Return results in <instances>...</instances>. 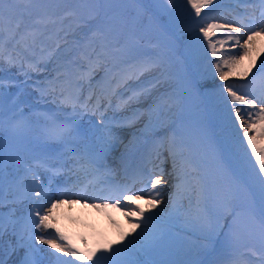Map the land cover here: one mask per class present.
<instances>
[{"label":"rangeland","instance_id":"obj_1","mask_svg":"<svg viewBox=\"0 0 264 264\" xmlns=\"http://www.w3.org/2000/svg\"><path fill=\"white\" fill-rule=\"evenodd\" d=\"M15 1L18 2V10L15 11L12 4L6 5L5 16L19 17L22 19V25L16 35L18 40L1 44L6 50L5 52H7L4 57L8 59L0 58V69H2L0 78H8L12 82L4 83V90L10 91L8 92L9 94L14 91L12 89L19 88L17 87L19 83L22 84L21 82H23L25 84L24 81L26 79L27 83H30V87H25L21 94L24 101H30L26 112L28 114L26 117L28 125L25 130L27 129L32 134V137L33 135L38 137L30 141L25 137L22 140L18 135L13 140L14 143L17 144V142L23 141L33 147L38 146L41 149H45L50 155L54 154L56 157L65 156L74 168L79 169L75 172L76 175L83 174L84 171L90 172L96 167L97 164L93 163L92 159L95 153L99 151L101 141L98 137L103 135L95 127L100 123L99 113L93 115L89 111L85 114L86 119L80 121V127L94 132L96 138L91 136L85 138L73 134L69 141L72 146L68 145L66 147L64 144L62 145L57 141L48 139L46 136L47 128L45 127V125L51 123L52 119L58 118V123H68L73 116L71 107L60 103L62 98L59 97V89L61 85L67 86V81L74 79L78 71H86L93 66L84 57L91 54L92 49H95L96 53L103 51L104 56L100 66L93 73L92 89L90 90L85 83L81 92L83 99L81 103L87 99L90 91L94 94L90 107L96 103V96L102 97L101 111L104 112L107 118L106 122L110 123L112 132L117 138L113 148L104 158H111L113 166L119 168L122 154H125L138 143H140L139 147L142 146L144 142L150 139L145 144L144 152L149 153L152 146L160 144V142L156 143V141L161 140L154 138L158 137L157 129H164V134L161 137L163 139L166 135V129L171 125L177 131L178 138L189 146L190 151H186L185 156L190 157L192 160L196 168L194 175H198L201 181L200 184H196V190L190 193L191 201L186 197H176L175 186L177 181L175 176L174 178L169 176L166 180L168 182L175 180V182L170 183L168 186V192L161 203V210L157 206L152 207L150 204H133L130 206L132 211L137 208H143L145 213L149 211L158 212L159 214L165 213L162 219H155V226L147 229L148 236L146 237L150 239L151 233L157 231L163 236V239L155 246H150L146 249H141L138 246L137 250L131 253L122 252L116 255H109L104 249L108 246L113 249L119 248L122 244L127 243L129 239L136 237L141 229L135 228V225L144 218L139 216H135L138 217L136 219L134 216L129 218L125 215L129 208L120 206L119 208L111 209L110 206H105L107 202L105 200H101L103 202L99 204L97 202L101 201H92L91 196L82 199L79 206H82V204L86 205L81 208L84 209L82 214H85L84 218L87 221L85 226H88L90 241L80 245L85 247L88 252L96 253L92 259H99L103 264H124L125 261H139L140 264L145 261H154L156 264H185L178 263L170 255L176 248V243L185 244L186 241L182 240H186V237L190 236L197 240H189L190 242H195L205 247L207 242L203 239H197V218L201 216L202 210L206 211L213 220H216L222 214L224 206L229 199H232V204L234 203L232 208H247L248 206L250 209V206H252L251 191L243 183L238 184L235 178L239 177V175L243 177L246 175L249 183L255 184L254 186L258 188L257 190L260 194L257 195L260 196L261 200H264V190L261 188L256 173L246 171L250 165L246 167V165L236 164L235 158L231 156L233 154L236 156L240 151L245 152L247 148L246 140L242 136V132L247 130V121L244 129L238 128L231 101L226 99L227 93L222 87L226 84L238 85L237 82L231 81L232 79L230 78L243 75L250 67H252V71L248 75L257 71L261 62L264 61V33L253 36L251 43L245 45L248 48V54L243 55L235 66L232 68L222 67L226 77L222 80L219 73L216 72V58L206 51L207 41L203 40V34L199 31L202 20L207 19L204 14L208 12V9H203L201 17H196L194 11L190 10V6H187L184 0H176L174 7L169 6L167 0H105L104 10L113 20V30L107 35L106 39L97 37L91 40L89 38L92 33L89 29L83 26L78 27L77 22L95 14L96 5L93 0H38L39 3L36 6H33L35 0H31V2L30 0ZM210 7L213 8V11L209 13V16L215 17L210 22L224 25L225 33L231 32L236 27H241L239 23L229 24L231 21L243 20L246 24L251 21L250 25H253V27H250L255 28L257 31L264 24V18L261 17V6L257 0H218L217 3ZM60 13L61 15L63 14L61 18H59ZM149 13H152L153 17ZM37 14L45 17L46 22L39 24V28L33 32L32 40L36 46L30 45L29 48H26L21 39L22 33H24V28L32 25L31 17ZM154 16L164 23L165 31L158 27ZM50 20H55L56 23L52 24L49 22ZM255 24L259 25L255 26ZM50 31H52V34ZM242 36L241 43L243 44L247 40V35H243V30ZM212 39L213 42H217L219 40H227V37L218 31L212 36ZM42 44H44V48ZM217 51L218 53L222 51L227 53L228 51L238 52L240 49L239 47H234V41H228L223 49L217 43ZM35 55L39 57L35 58ZM20 56L24 58L23 61L27 65L20 63ZM9 58L14 61L17 58L18 61L12 65L8 62ZM228 58L227 55L224 56V59ZM30 59L34 63H38L36 61L41 59L40 70L38 72H30V78H26L20 69V65L23 64L24 69L28 70V65L31 64ZM93 61H95L94 56ZM146 61H154L158 66L152 71L138 75L137 78V75H133V73L138 74L140 66ZM19 70L20 72H18ZM128 75H131L132 78L127 81V84H121L120 87H117L116 83ZM35 80H37V83L34 82ZM3 82L5 81L3 80ZM31 82H34V84H31ZM49 82H52L57 88L51 102L50 100H43L48 95L41 96L40 92H34L37 86L47 88ZM261 82H264V78H261L260 75L258 78V74H256L251 87L253 90L248 88L244 91L242 90L243 88L241 89L238 86L234 90L241 89L238 95L243 94L240 92H248L258 96L264 92V84L260 87ZM206 84L209 85L204 86ZM149 88L151 89L150 94L141 97L139 101L125 104V101L128 100V97L134 91L138 92ZM179 88L180 90L178 91ZM113 91H115V94H113ZM34 95L39 98H33ZM8 97L4 101L9 102L12 100L8 99ZM41 97L42 100L40 101ZM56 100L58 103H55ZM211 104L216 106L212 114ZM133 113H142L143 115L137 120L133 118ZM12 114H14L13 109L3 114L2 118H0L4 129L10 134L15 131L7 127L10 121L15 118ZM207 114L210 116L209 120L207 119ZM37 115L38 118L36 117ZM119 128L123 129L124 135H118ZM223 134H225L224 138L218 137ZM249 134L255 136L258 147H264V137L257 135L255 130ZM220 139L226 140V142L224 141L226 143L225 148L222 145V152L220 146L223 142ZM43 140H46L47 144L42 143L44 142ZM48 142L51 144H48ZM230 142L233 144L237 143L236 150L235 147L229 146ZM242 142H244V145ZM124 146L126 148L122 151L121 149ZM13 150L16 154L20 153L17 147ZM27 157L28 154L23 159ZM137 158H139V163L142 164L143 160L140 155H137ZM16 161L19 163V157L16 158ZM251 161L253 163L254 158H251ZM18 169L13 170V174ZM224 172L229 176V178L227 176V181H231L228 186H226L227 183L220 182L226 176L223 174ZM13 174L6 180H12L14 183L19 184L17 180L19 175ZM68 176L67 183L70 182L72 177L71 174ZM21 181L26 183V180ZM187 183L188 186H191L196 181L193 176H189L187 177ZM226 187L227 189L228 187L231 188L229 195L224 198L219 197L218 202H212L218 195V191L222 188L224 190ZM123 194L131 196V194L126 192ZM201 194L203 199L198 207L197 199ZM133 197H137V195ZM177 199L183 205L179 210L173 207ZM50 200L49 198L48 201ZM57 200L62 202L51 211L48 221L50 224L49 228L68 236L78 232L80 235L75 234V237L85 238L84 232H80L73 226L62 224L61 220L56 218L54 214L55 210L58 212V208L61 205L69 208L73 207V201L66 200L64 194H60L58 198L53 197L51 204ZM258 203V205L261 204L259 201ZM7 206H9V203L5 202L6 208H0V211L7 212L9 210L10 212L12 208ZM16 206L14 205V207ZM20 208L23 211V208ZM253 208L260 214L259 209L255 205ZM245 211H239L237 225L233 230V235L227 239L225 251L220 254L219 264H226V257H233L234 260L238 259L240 263L264 264V260H262L264 250H262V254L259 252V249L264 247L260 222L258 223L250 216L251 212L246 214ZM243 216L245 218L244 221H247V223L243 221ZM258 216L260 219V215ZM220 222L224 223L223 220ZM124 226L129 228L125 229ZM42 229L44 228L40 230ZM39 235L48 239V235L43 231ZM221 237L223 235L220 236L214 245L202 247L200 254L206 251L208 254L200 259V263L204 264L209 260V256L213 252L212 248L218 247ZM92 239L97 243L95 248L90 247ZM173 239L175 240L172 242L171 240ZM3 242L6 249L4 259L8 264H21V261L25 258V250L17 247L15 252L7 253L9 242L13 245L16 243L10 234H6L3 237ZM27 243L35 247V252L28 253V255H38L45 262L53 261L49 255L51 251L48 250L46 244L34 239L27 241ZM141 243L143 244L144 241H141ZM244 244L249 245L252 249L248 247L240 249ZM227 251L230 253H225ZM253 253L256 254L253 255ZM208 264L216 263L211 258Z\"/></svg>","mask_w":264,"mask_h":264},{"label":"snow or ice","instance_id":"obj_2","mask_svg":"<svg viewBox=\"0 0 264 264\" xmlns=\"http://www.w3.org/2000/svg\"><path fill=\"white\" fill-rule=\"evenodd\" d=\"M31 2V0H30ZM95 7V14L89 16L87 19L83 21H78L77 26H83L88 28L92 33L89 39L94 40L97 37L107 38V35L111 33L113 30V20L110 18L104 10L105 0H93ZM218 0H184V3L187 6H190V10L194 11L196 17H201V13L203 9H208L204 15L207 19L202 20L199 31L203 34V40L207 41L206 51L210 52L211 56L216 58L215 68L216 72L219 73L220 78L225 79V73L222 71V67L232 68L236 65L237 61L242 58L243 55L248 54V48L245 45L251 43L253 36L261 35L264 33V24L260 26V30L257 31L255 28L250 27L252 23H245L243 20L241 21H231V23H239L241 27H236L232 29L231 32H224V25H220L214 22H210L214 20L215 17H210L209 13L213 11L214 3H217ZM258 4L261 6V17L264 18V0H257ZM14 3V0H0V40H3L4 28L3 23L5 19V6L11 5ZM176 0H167V4L169 6L174 7ZM27 10V9H26ZM10 11V9H9ZM9 33L10 40H15L16 35L19 33L22 25V19H16L14 22V18L9 15ZM52 24H55V20L49 21ZM36 24H43V18H37L35 20ZM91 25V26H90ZM47 26V25H45ZM106 29L108 30L106 32ZM243 35H247V40L244 43H241ZM221 32L226 35L227 40H219L217 42H213L212 36L215 35L216 32ZM30 35H34V33H29ZM228 41H234V47H239L240 51L233 52L228 51L220 52L217 51V43L220 45V48L223 49L224 45ZM59 47V46H57ZM87 47V45H86ZM227 55L229 58L224 59V56ZM93 56L95 57V61H93ZM104 56V52L101 51L96 53L95 49H92V53L88 54L86 57L89 64L93 65L86 71H78V74L74 79H70L67 81V86L61 85L59 89V97L61 104H67L71 107L73 113V119L70 123H58L57 119H52L51 123L48 125L46 136L48 139L57 141L60 144H64L66 142L67 137L73 136V134L77 136H82L88 138L89 136L96 138L95 133L91 132V130L82 129L80 127L79 120L76 117L83 118L84 114H87L89 111L92 112L93 115L99 113L100 123L96 125V129L103 133L102 136L98 137L101 141L99 145V151L95 153V156L92 159L93 163L102 164L104 156L113 148L117 138L114 136L112 132V128L110 123L106 122L107 118L104 115V112L101 111V100L102 97L96 96V103L91 105V101L93 100V93L90 91L89 96L83 103H81V92L87 84L88 88L91 90L92 85V76L95 72L96 68L100 66L102 62V58ZM9 64L14 65L15 62L12 58H9ZM157 63L154 61H146L142 64L137 73H133V75H142L144 72L152 71L155 67H157ZM82 67V66H81ZM20 69L23 71V75L26 78H30V72H38L39 66L38 64H29L28 70L24 69V65H20ZM2 71V69H0ZM252 71V67L247 69L243 75L247 76L249 72ZM260 73V77L264 78V61L261 62L260 67L257 69ZM63 75V74H62ZM132 76L128 75L122 78L121 81L117 82V87L121 84H127V81L131 79ZM59 79V77H57ZM255 79V77H253ZM27 83V79L24 81ZM20 87V85H17ZM223 90L227 93L226 99L231 101L232 109L235 114V122L238 123L239 129H244L247 121V130L242 132L243 138L246 140L247 148L250 149V158H254L253 164V172L256 173L257 178L260 181V185L262 190H264V147H258L255 136L250 135L249 133L255 130L256 134L264 137V92L260 95H255L253 93H244L242 95H238V92L241 89L234 90V85H223ZM4 88L5 85L3 83L2 78H0V118H2L3 112V104H4ZM37 91L40 92L41 96L44 95H54L57 91L56 86L49 82V86L47 88L37 86ZM151 89H144L142 91H134L131 96L128 97V100L125 101V104H129L134 101H139L141 97L150 94ZM115 94V91H113ZM110 105V101H109ZM21 110V115H22ZM142 113H133L134 119H140ZM246 118V119H245ZM175 123V122H173ZM27 126V122L24 120H18L15 125V130H21L22 128ZM170 133V134H168ZM9 135V132L4 129L2 122H0V208L5 207V200L7 199L5 193V180L8 179L13 174V170L18 169V162L15 160H5L4 154V141L5 138ZM163 150V151H162ZM167 152V157L172 161V169L173 172L170 175H174L177 181L176 183V197H186L191 201V192L196 190V184H200L201 181L198 178V175H194L196 173V168L194 167L192 160L190 157L185 156L186 151H190L189 146L182 140L178 138L177 131L170 125L168 129H166V135L162 139L159 144L158 149L156 150L155 156L156 160L159 161V164H156V168H160L159 172L153 171L149 177L148 183L150 184V189L147 191V195L151 197L149 200V204L152 207H156L159 204L160 196L162 194V188L158 187L162 184V177L164 175L163 168L161 165L163 164V160L161 157L163 156V152ZM250 159V163H251ZM25 172L32 176L30 191L35 193V196L39 199L46 196V192L44 191V184L41 182V169H45L50 171L52 165L54 167V163L52 161V157L48 154H43L40 158H38L33 164L32 162H25ZM193 176L196 183L188 186L187 177ZM128 189H117L116 191L120 192L121 195L119 197H107L105 200H113L114 202L111 205L107 203L105 206L118 207L121 206V200L131 201L133 197L124 195L123 193ZM144 192V189L140 190ZM203 199L202 194L198 196L197 206L201 203ZM62 201L57 200L56 202L51 204V207L44 211L40 207H33L27 214L26 217L21 216L19 218L16 217V209H12L7 216H5L3 211H0V264H8V262L4 259L6 254V249L3 242V237L6 234H10L13 237H16V243L13 245L9 242L7 253L11 254L15 252L17 247L23 248L25 250V258L21 261V264H36L34 259H31L28 255V252H35L34 245H29L27 241L29 240H37L41 241L44 244L50 245L53 249L61 252H67L72 257H75L76 261H80L81 264H86L87 261L91 260L93 256L96 255L95 252L88 254H81L78 251L73 250V248L66 244V237L62 234L58 235L57 239L60 243H56L54 240L45 239L44 236L37 234L36 231H30L29 226L32 229H47L50 227L48 223L51 211L57 207L59 203ZM12 203V202H10ZM183 205L179 202V199L173 204V207L179 210ZM124 208H129V211L125 212V215L131 218L132 216L143 217L144 219L138 221L135 225V228H140L141 231L137 234L136 237H133L127 241V243L122 244L119 248H111L108 246L104 249L107 251L109 255H116L119 253H131L134 250H137L139 246L141 249H146L150 246H155L159 241L163 239V236L157 231H153L150 235V239L146 238L148 236V222L152 221L156 218V213L145 214L143 208H137L135 211L130 209V205L124 204ZM239 217V212L236 209L232 208L230 205H225L222 214L216 220L206 212L202 210V214L197 218L198 224V235L197 239H203L207 242L205 247L209 245H214L216 241L219 240L220 236L223 235L227 240L229 237L233 235V230L237 225ZM260 229L262 238H264V202H262L260 209ZM223 220L224 223L220 221ZM22 224V233L18 231V225ZM227 229V232L224 229ZM141 241H144L142 244ZM256 253H253L255 255ZM262 260H264V255H262ZM58 264H74V261H62L60 257H57ZM95 264H99V259L95 262ZM124 264H140L139 261H125ZM143 264H156L154 261H145Z\"/></svg>","mask_w":264,"mask_h":264},{"label":"bare ground","instance_id":"obj_3","mask_svg":"<svg viewBox=\"0 0 264 264\" xmlns=\"http://www.w3.org/2000/svg\"><path fill=\"white\" fill-rule=\"evenodd\" d=\"M122 121H124V120H122ZM117 133H118L119 136H122V135H124L125 132H123V129L119 128ZM35 155L38 157L40 154H37V152H35ZM121 159H124V156H121L120 160ZM110 160H111V158H110ZM61 164L64 165L63 163H61ZM164 166H169V165L166 164ZM127 168L132 170L131 166H128ZM74 169H75L74 167H71V170H74ZM157 171H159V169H157ZM43 172L45 173V175L47 177V180L53 175L52 174L53 172H51V170L50 171L44 170ZM104 176H105L104 174H96V178H95V181L93 183H101V181L103 180ZM166 179H167V175L164 174L163 177H162V181H164V182H162V184L160 186H158V187L162 188V190H163L162 194L160 196V201L161 202L156 205L159 210H161V203L164 200V197L166 196V193L168 192L167 188L170 185V182L172 181L171 180L170 182H168ZM75 180L73 182H75ZM76 182L78 184H82V181H80V180H77ZM118 185H119V181H115L114 182V188L116 189L118 187ZM131 186H132V183L130 184V187ZM135 186L136 185H134L132 188H135ZM147 187H148V189L144 188V192H141L139 190V193H140L141 196L138 195L137 197H139L140 199H133L131 201H126L124 204H128L130 206L133 205V204L134 205L149 204V200L151 199V197L146 194L147 191L150 189V184L149 183H148ZM131 197H133V196L131 195ZM133 198H135V197H133ZM54 212H55L54 213L55 217L58 218L59 220H61L62 224L67 225V226L70 225V227L73 226V228H77L80 232H84V234L89 235L88 241H87V239H82L83 244H86L87 242L90 241V234H89V232L87 230L88 226L87 225L85 226V223H86L85 219L83 217V214H81V212L78 211V206H74L72 209H69L67 206H64V205L62 206L61 205L58 208V212H56V210ZM152 213H156L157 214L155 219H158L159 217H164L165 216L163 213L159 214L158 212H154V211H149V212H147L145 214L147 215V214H152ZM69 214H70V216H69ZM72 215H74V216H72ZM134 218L136 219L138 217L134 216ZM155 219L152 220L148 224V228H152L153 226L156 225V222H154ZM124 228L128 229L129 227L128 226H124ZM43 231L48 235V239L49 240H54L56 243H60V241L57 239L58 235L61 234L60 232L55 231V230H53L51 228L43 229ZM65 243L70 245L73 248V250L78 251V252H79V249L81 248V246H78L74 242V239H72V238H67ZM91 244H92L91 245L92 247H95L97 245L96 241H93V239L91 240ZM46 245H47L48 250L51 251V252H49V255H50V258H52L54 264H58L57 257H60L62 261H65L64 260L65 257L71 256L67 252L57 251L56 249H53L50 245H48V244H46ZM53 263L50 262L49 264H53Z\"/></svg>","mask_w":264,"mask_h":264}]
</instances>
